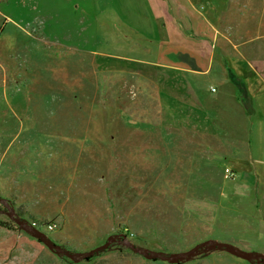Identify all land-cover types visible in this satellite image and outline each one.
Returning a JSON list of instances; mask_svg holds the SVG:
<instances>
[{
	"label": "rangeland",
	"instance_id": "1",
	"mask_svg": "<svg viewBox=\"0 0 264 264\" xmlns=\"http://www.w3.org/2000/svg\"><path fill=\"white\" fill-rule=\"evenodd\" d=\"M69 8L0 0V264H264V0L204 37L207 76L93 53Z\"/></svg>",
	"mask_w": 264,
	"mask_h": 264
},
{
	"label": "crops",
	"instance_id": "2",
	"mask_svg": "<svg viewBox=\"0 0 264 264\" xmlns=\"http://www.w3.org/2000/svg\"><path fill=\"white\" fill-rule=\"evenodd\" d=\"M235 1L229 0L225 9L215 12L218 23L214 24L212 17L193 6L192 0H65L73 14L69 18L76 17V26L81 28V33H87L89 43H95L91 49L93 53L168 67L188 74L198 72L204 76L211 72L214 56L208 54L206 44L202 46L203 41L206 37L210 45L218 41L222 29L228 24ZM248 7L243 6L244 13L249 10ZM239 16L242 17V14ZM195 26L196 29L193 28ZM193 30L200 33L202 39L193 37ZM112 33L119 34L120 46H123L120 48L127 49V52L116 54L109 51L106 54L96 49H114L109 45ZM239 64H235L237 68ZM245 64L251 70L249 73H254L252 63ZM256 80L259 79H252ZM211 262L207 260V264Z\"/></svg>",
	"mask_w": 264,
	"mask_h": 264
},
{
	"label": "water",
	"instance_id": "3",
	"mask_svg": "<svg viewBox=\"0 0 264 264\" xmlns=\"http://www.w3.org/2000/svg\"><path fill=\"white\" fill-rule=\"evenodd\" d=\"M38 235H41L39 233H37ZM117 238L113 237V238H110L108 240V242L101 248L93 251V252H90L87 257H91L93 255H95L96 253H99L101 251H104V250H107L111 244H114L116 242ZM208 245V243H204L202 245H200L199 247L195 248L194 251H197L198 249L200 248H203V247H206ZM215 247V246H214ZM218 248L220 249H223L224 251L226 252H229V253H232L233 255H236L237 257L239 258H242V259H245V260H251L253 259V255L251 253H248V252H245V251H240V250H237L236 248L230 246V245H226V244H220L219 246H217Z\"/></svg>",
	"mask_w": 264,
	"mask_h": 264
},
{
	"label": "built area",
	"instance_id": "4",
	"mask_svg": "<svg viewBox=\"0 0 264 264\" xmlns=\"http://www.w3.org/2000/svg\"><path fill=\"white\" fill-rule=\"evenodd\" d=\"M41 226H45L46 230L48 232H54L60 228V224L58 222L53 223H47V224H41L39 222H32L31 227L35 229L36 231L39 230Z\"/></svg>",
	"mask_w": 264,
	"mask_h": 264
},
{
	"label": "trees",
	"instance_id": "5",
	"mask_svg": "<svg viewBox=\"0 0 264 264\" xmlns=\"http://www.w3.org/2000/svg\"><path fill=\"white\" fill-rule=\"evenodd\" d=\"M107 59H111V58L108 57ZM170 70H171V71H174V72H179L178 70H173V69H170ZM180 72H181V71H180ZM0 204H3V206L5 207V209H7V205L4 204V203H3V200H1V199H0ZM0 227L7 228L8 225L0 221ZM215 247H217V246H215ZM217 248H218V247H217Z\"/></svg>",
	"mask_w": 264,
	"mask_h": 264
}]
</instances>
